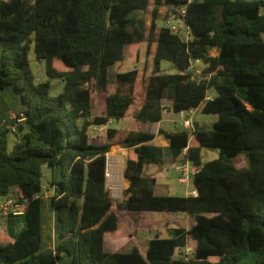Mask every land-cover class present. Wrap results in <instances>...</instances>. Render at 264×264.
Instances as JSON below:
<instances>
[{
    "label": "trees",
    "instance_id": "1",
    "mask_svg": "<svg viewBox=\"0 0 264 264\" xmlns=\"http://www.w3.org/2000/svg\"><path fill=\"white\" fill-rule=\"evenodd\" d=\"M182 8L190 40L159 25L177 19ZM141 44L142 67L111 77V67ZM32 48L46 62L47 76L63 83L55 97L49 82L34 83ZM197 60L201 74L191 80L184 72ZM162 61L179 73H162ZM168 88L176 114L201 107L217 115L211 130L159 129L169 141L172 168L185 151L197 170V195L155 194L157 180L145 174L146 166L164 164V148L149 144L155 134L120 136L107 127L125 120L135 100L143 102L134 108L137 121L160 122ZM1 90L19 103L8 117L19 140L8 153L10 128H0V197L16 191L15 202L25 209L7 218L23 217L25 225L17 238L9 221L0 229V264H264V0H0ZM210 90L214 97L207 99ZM98 98L104 111L94 115ZM101 126L109 142L94 144L91 133ZM114 144L128 149L122 201L106 188V155ZM202 149L220 157L202 163ZM242 153L248 166L237 167L231 160ZM109 157L112 174L121 160ZM43 166L52 170L48 199ZM114 205L134 213H184L194 225L150 239L144 254L138 246L108 252L105 235L120 223ZM189 238L195 249L184 261Z\"/></svg>",
    "mask_w": 264,
    "mask_h": 264
},
{
    "label": "rangeland",
    "instance_id": "2",
    "mask_svg": "<svg viewBox=\"0 0 264 264\" xmlns=\"http://www.w3.org/2000/svg\"><path fill=\"white\" fill-rule=\"evenodd\" d=\"M30 2H34V0H28ZM165 12V9H164ZM176 19H171V23H175ZM149 24V18H148ZM159 25H165V21L159 22ZM139 51V52H138ZM138 54V61L137 59ZM216 50L212 49L211 54H215ZM146 45H134L130 47L127 53L126 60L123 63H116L110 69V76L117 72H127L133 69H140L143 65L144 60L146 59ZM131 57V58H130ZM29 65L34 76V83H42L49 82L51 85L50 96L55 97L58 92L63 87V83L60 79L50 78L46 73V62L44 60H39L36 57L34 49L32 48L29 53ZM198 67L201 70L202 64H198ZM160 69L162 73L167 74H175L179 73V70L173 66L168 61H162L160 63ZM115 86L110 85L108 89V93H114ZM171 88L166 89L165 95L168 96ZM214 90H210L208 92L209 95L214 94ZM99 97V96H98ZM138 101V100H137ZM169 98H166L164 101L165 104H168ZM139 103V101H138ZM134 104L129 110V116L127 120L121 121H111L107 127L116 128L121 130L120 136L126 135L129 130L135 131H158L159 128H163L169 132L182 131L185 130L182 128L178 121V115L171 108H167L163 112L162 121L159 124H150L143 122H132V115L134 112ZM19 107L18 101L12 94L11 91H0V128H5L8 126L10 128V122L8 120L9 115L12 111L17 110ZM104 111V103L99 98L95 102V107L93 114L100 115ZM13 118H16L13 115ZM194 121L204 123L208 129L213 128V123L217 120V115L206 114L201 110L195 112ZM215 123V122H214ZM209 125V126H208ZM17 128L14 131L10 130L6 133L7 144H8V153H10L13 149V146L18 142V135L15 133ZM192 131V130H188ZM98 132V131H97ZM92 141L94 144H103L109 142L106 137V127L99 133H91ZM114 150L124 151V160L120 158L121 162L117 166L119 169L115 170L112 174L109 175V186L108 191L110 197L114 201H122L126 199L125 190L128 187V182L125 180L123 176V172L125 169L128 149L121 148L120 145L114 144L109 152V155ZM164 155V164L163 165H148L145 167V174L154 176L157 180L155 185V193L157 195H168V196H186L188 194H192L193 192V182L192 178L189 183H182L179 180V174L172 168L171 166V154L168 148H165ZM202 163H207L209 161L218 159L220 157V153L218 150L211 149H202ZM237 167H245L248 166V161L246 158V154L242 153L236 158L231 160ZM192 166L193 164L190 163ZM42 183L44 186H48L52 179V170L47 167H42ZM47 195L50 196L49 189H47ZM13 198L16 197V191H12L11 195ZM4 197H0V229L7 228V222L9 221V233L12 238H17L20 230L25 225V220L23 217L17 218H7L2 213V204L4 202ZM113 211H115L120 218L119 230L116 233H108L105 235V247L108 252H127L131 250L132 247L138 246L142 251L147 246L149 238L156 237V235H160V237H167L169 235V230L171 229L170 223H174L176 225H182L184 228L190 229L194 225L193 218L184 217L183 219H176L174 213L171 212H142V213H134V212H126L117 210L116 206H113ZM5 217V218H4ZM44 217L46 219V226H51L52 213L49 207H47L44 211ZM176 220V221H175ZM2 234V233H1ZM7 235V232L4 233V236ZM0 239L3 238L0 236ZM188 246L191 248L192 252L195 249V242L189 238ZM178 257V254H176Z\"/></svg>",
    "mask_w": 264,
    "mask_h": 264
},
{
    "label": "built area",
    "instance_id": "3",
    "mask_svg": "<svg viewBox=\"0 0 264 264\" xmlns=\"http://www.w3.org/2000/svg\"><path fill=\"white\" fill-rule=\"evenodd\" d=\"M180 16L176 19L177 21L175 23H171L170 20L168 19L165 21V26L168 27L172 33L177 34L181 37H183L185 40H190L191 39V33L190 29L187 26V24L184 22L182 17L185 16V9L182 8L178 11ZM201 64L199 60L191 62L190 66L187 68V70L184 72V74H190L189 79L195 80L199 78L201 74V70L199 67H197L198 64ZM207 99H212V98H207ZM196 112V109H189V110H182L178 115V121L179 124L182 128L185 130H191L193 127V122H194V114ZM21 121V120H20ZM111 122V121H110ZM105 126L101 127H95L94 130L95 132H101L104 129ZM175 171L179 174V180L182 183H189L190 181V170L188 169L186 164H181L175 168ZM193 195H197V191L192 192ZM24 206L19 205L15 202V199L12 196H8L5 201L2 204V213L5 217L8 215L12 214L14 216H19L23 214L24 212ZM194 253L192 252L191 248L189 246L186 247L185 251L182 253V258L184 261H188L189 257Z\"/></svg>",
    "mask_w": 264,
    "mask_h": 264
},
{
    "label": "crops",
    "instance_id": "4",
    "mask_svg": "<svg viewBox=\"0 0 264 264\" xmlns=\"http://www.w3.org/2000/svg\"><path fill=\"white\" fill-rule=\"evenodd\" d=\"M215 50H216V53L215 54H211V52H210V54L212 55V56H216V55H218V50L216 49V48H214ZM212 51V50H211ZM197 67H198V65H197ZM214 97V94H211V95H209L208 94V98H213ZM166 98H169V102H168V104H165L164 103V101L166 100ZM165 99H163L162 101H161V106L164 108V110H166L167 108H171L172 109V105H173V101H172V99L169 97V95H168V97H166ZM138 101H139V103H138ZM135 100L134 101V108H135V110H139L140 108H141V106H142V104H143V102L141 101V100ZM135 110H134V112H135ZM164 110H163V112H164ZM199 110H201V107L200 108H197L196 109V113H197V111H199ZM128 119V117L125 119V120H127ZM162 121V120H161ZM160 121V122H161ZM216 121V120H215ZM214 121V122H215ZM132 122L135 124V123H137V122H140V121H137L136 119H135V117H134V113H133V115H132ZM160 122H158V123H153V124H159ZM214 122L213 123H210V124H212V125H214ZM144 123V122H143ZM151 124V123H150ZM209 126V125H208ZM159 129H163V128H159ZM159 129H158V131L156 130L155 132L154 131H150V132H152V133H154L155 134V137H154V139L149 143V144H151V145H154V146H158V147H162V148H168L169 147V141H168V139H166L165 137H164V135H162V134H160L159 133ZM200 129H207V130H211L210 128L208 129V127L204 124V123H200V122H197V121H194L193 122V127H192V131L193 130H200ZM163 130H165V129H163ZM129 131H132V132H137V131H135V130H129ZM167 131V130H166ZM92 133H99V132H95V130L93 129V131H92ZM165 151V150H164ZM110 155H114V154H110ZM190 161L185 157V151L183 152V154H182V156L176 161V162H174V163H172L173 164V166L175 165V168L177 167V166H179V165H181V164H186L187 165V167H188V169L190 170V177L193 179V176H194V174L197 172V170L195 169V167H194V165H190ZM175 168H174V170H175ZM190 178V179H191ZM44 188H46V186H44ZM155 191V190H154ZM193 191H194V189H193ZM49 193H50V196H51V194H52V191L49 189ZM44 194H45V197L48 199L50 196H48L47 195V191H46V189H45V191H44ZM156 194V193H155ZM188 195H190V194H188ZM6 199V198H5ZM5 199H4V201H5ZM175 214V216H176V219H183L185 216L186 217H190V218H192L191 216H189V215H187V214H184V213H174ZM5 218V217H4ZM176 221V220H175ZM170 227L171 228H179V227H184V226H182V225H176V224H174L173 222L172 223H170ZM187 229V228H186ZM156 237H158V235H156ZM152 238H154V237H151V238H149V240L150 239H152ZM146 249H147V246L144 248V251H142L141 250V252L144 254L145 253V251H146ZM116 252V251H115Z\"/></svg>",
    "mask_w": 264,
    "mask_h": 264
},
{
    "label": "water",
    "instance_id": "5",
    "mask_svg": "<svg viewBox=\"0 0 264 264\" xmlns=\"http://www.w3.org/2000/svg\"><path fill=\"white\" fill-rule=\"evenodd\" d=\"M106 164H107V178H106V188L108 189V173H109V167H110V157H109V153L106 155Z\"/></svg>",
    "mask_w": 264,
    "mask_h": 264
},
{
    "label": "bare ground",
    "instance_id": "6",
    "mask_svg": "<svg viewBox=\"0 0 264 264\" xmlns=\"http://www.w3.org/2000/svg\"><path fill=\"white\" fill-rule=\"evenodd\" d=\"M110 154H114L117 157H120L124 160V151L121 150H114L113 152H111Z\"/></svg>",
    "mask_w": 264,
    "mask_h": 264
}]
</instances>
